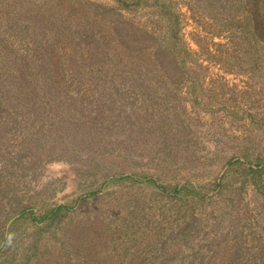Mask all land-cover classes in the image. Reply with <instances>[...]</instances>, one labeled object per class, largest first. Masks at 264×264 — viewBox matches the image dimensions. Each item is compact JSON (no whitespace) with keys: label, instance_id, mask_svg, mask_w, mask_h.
I'll use <instances>...</instances> for the list:
<instances>
[{"label":"rangeland","instance_id":"374dc122","mask_svg":"<svg viewBox=\"0 0 264 264\" xmlns=\"http://www.w3.org/2000/svg\"><path fill=\"white\" fill-rule=\"evenodd\" d=\"M170 1L177 20L117 0L32 20L55 32L66 83L23 89L10 112L1 101L0 264H264V0ZM171 23L189 55L166 71L153 49L148 69L123 51L79 62L98 37L115 45L116 24L147 48ZM65 203L42 233L22 214Z\"/></svg>","mask_w":264,"mask_h":264},{"label":"trees","instance_id":"16d2710c","mask_svg":"<svg viewBox=\"0 0 264 264\" xmlns=\"http://www.w3.org/2000/svg\"><path fill=\"white\" fill-rule=\"evenodd\" d=\"M121 5L125 7H139V6H152L156 9H160L166 12L171 20H177L178 14L174 10L172 1L170 0H117ZM54 2L59 3V7H65L68 3L70 5L75 4L73 0H0V109L1 101L8 106L6 109H11V104H17L24 101L26 95L23 89L29 88L32 90L39 89L43 85H47L50 88L56 85L66 83L64 76L61 73L56 72L54 65L51 63V59L48 57L50 47V37H54L55 32L53 30L35 25L33 19L38 13L40 19L42 15L48 17V12L51 11L52 4ZM54 10V9H53ZM162 12V11H161ZM31 13H34L33 15ZM43 13V14H42ZM39 19V20H40ZM42 23H49L47 19L41 20ZM41 23V22H39ZM170 30L172 36L168 42H159L154 47L147 46L138 47L137 39L131 41L130 36L123 35L121 32L120 24H116L115 28H112V36L115 41V45L106 49L104 46L105 38L98 37V41L92 45H84L82 47L81 55L79 56V62H89L96 64L98 67H104L105 63L102 62V57H115L114 53L123 51L135 55L138 61L141 63L142 68H150L149 63L145 60V57L141 55L146 54L144 51L153 49L151 53L156 62L164 67V58L167 56L178 57L179 53H182L183 58H187L188 51L184 47L182 38L179 37V23H171ZM114 29V30H113ZM170 34V33H169ZM40 39V40H39ZM131 42V43H130ZM101 45V46H100ZM120 49H114L116 47ZM101 50L105 51L101 54ZM177 55V56H176ZM172 59V58H171ZM128 66V64L126 65ZM46 67H51L53 74L45 72ZM182 69L185 68V63L182 64ZM91 74L88 75V78ZM85 77V76H83ZM85 80V78H83ZM78 84H82L78 79ZM87 84V83H86ZM46 88V89H47ZM28 96V95H27ZM20 105V104H19ZM17 105H14L16 107ZM13 117L12 115H5L0 113V122L3 117ZM13 121V120H12ZM17 122V121H15ZM14 122V123H15ZM12 129L18 132L14 127ZM9 154V153H7ZM127 180L132 179L134 181L141 180L137 176L122 175L113 177V180ZM152 182V181H150ZM160 186V185H159ZM164 191H168L166 186H160ZM177 191V189H175ZM68 203L59 204L54 207H50L43 211L35 212L32 209H23L22 214L29 211L28 219L32 223H41L42 233L44 229L52 227L64 213L70 211L71 207ZM21 220V219H20ZM10 231V230H9ZM7 233L3 232V238L6 239ZM5 236V237H4ZM3 239V240H4ZM7 241V240H6ZM4 249L1 248L0 254Z\"/></svg>","mask_w":264,"mask_h":264},{"label":"clouds","instance_id":"9594fccd","mask_svg":"<svg viewBox=\"0 0 264 264\" xmlns=\"http://www.w3.org/2000/svg\"><path fill=\"white\" fill-rule=\"evenodd\" d=\"M8 239H9V242H11V236H9V238H8Z\"/></svg>","mask_w":264,"mask_h":264}]
</instances>
